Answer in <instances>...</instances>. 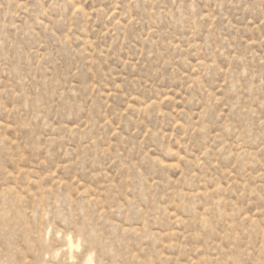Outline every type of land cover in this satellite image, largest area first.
Masks as SVG:
<instances>
[{"label":"rangeland","instance_id":"374dc122","mask_svg":"<svg viewBox=\"0 0 264 264\" xmlns=\"http://www.w3.org/2000/svg\"><path fill=\"white\" fill-rule=\"evenodd\" d=\"M0 264H264V0H0Z\"/></svg>","mask_w":264,"mask_h":264},{"label":"bare ground","instance_id":"6f19581e","mask_svg":"<svg viewBox=\"0 0 264 264\" xmlns=\"http://www.w3.org/2000/svg\"><path fill=\"white\" fill-rule=\"evenodd\" d=\"M70 241V240H69ZM70 244H72L71 242H70Z\"/></svg>","mask_w":264,"mask_h":264}]
</instances>
